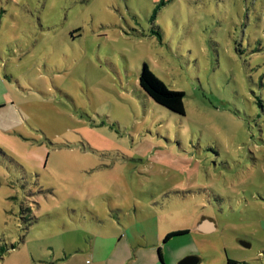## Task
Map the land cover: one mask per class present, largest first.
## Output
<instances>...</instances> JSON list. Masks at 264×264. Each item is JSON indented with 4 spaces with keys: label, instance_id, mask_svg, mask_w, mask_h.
<instances>
[{
    "label": "rangeland",
    "instance_id": "obj_1",
    "mask_svg": "<svg viewBox=\"0 0 264 264\" xmlns=\"http://www.w3.org/2000/svg\"><path fill=\"white\" fill-rule=\"evenodd\" d=\"M158 249L264 264V0H0V264Z\"/></svg>",
    "mask_w": 264,
    "mask_h": 264
},
{
    "label": "trees",
    "instance_id": "obj_2",
    "mask_svg": "<svg viewBox=\"0 0 264 264\" xmlns=\"http://www.w3.org/2000/svg\"><path fill=\"white\" fill-rule=\"evenodd\" d=\"M166 2H161L158 4V6L153 11L152 18L155 17L156 12L160 9V7L164 6ZM138 83L140 90L153 103L173 114L180 116L184 115V94L182 92L169 91L166 86L160 80H158L145 65H143L142 71L139 74ZM187 233L188 231H178L169 233L165 236L163 243L168 242L172 237L180 236ZM158 257L159 259H161L160 249H158Z\"/></svg>",
    "mask_w": 264,
    "mask_h": 264
},
{
    "label": "water",
    "instance_id": "obj_3",
    "mask_svg": "<svg viewBox=\"0 0 264 264\" xmlns=\"http://www.w3.org/2000/svg\"><path fill=\"white\" fill-rule=\"evenodd\" d=\"M188 261H192V262H193V259H191V258H187V259H185V260L182 261V262H188Z\"/></svg>",
    "mask_w": 264,
    "mask_h": 264
},
{
    "label": "crops",
    "instance_id": "obj_4",
    "mask_svg": "<svg viewBox=\"0 0 264 264\" xmlns=\"http://www.w3.org/2000/svg\"><path fill=\"white\" fill-rule=\"evenodd\" d=\"M202 230H203V229H202ZM158 259H159V257H158ZM159 261H160V262H158V264H160V263L163 264V263H162V254H161V259H159Z\"/></svg>",
    "mask_w": 264,
    "mask_h": 264
}]
</instances>
